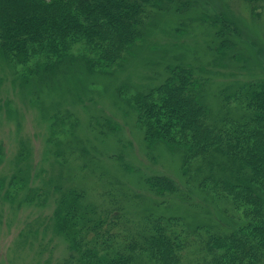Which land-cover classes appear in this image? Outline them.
Instances as JSON below:
<instances>
[{"label":"trees","instance_id":"trees-1","mask_svg":"<svg viewBox=\"0 0 264 264\" xmlns=\"http://www.w3.org/2000/svg\"><path fill=\"white\" fill-rule=\"evenodd\" d=\"M242 1L255 11L263 0ZM201 2L0 0V59L41 81L60 65L113 75L137 57L157 21L173 18L178 37L188 34L187 26L204 28L211 38L207 54L220 66L240 37L238 25ZM161 68L163 77L147 76L141 87L125 85L117 95L148 151L178 160L182 186L171 176L148 174L139 178L148 195L107 186L88 197L68 189L54 213L67 242L60 264H264V80L223 88L215 110L206 68L184 56ZM70 117L58 112L55 126L69 122L74 129ZM213 205L219 220L210 215Z\"/></svg>","mask_w":264,"mask_h":264},{"label":"rangeland","instance_id":"rangeland-1","mask_svg":"<svg viewBox=\"0 0 264 264\" xmlns=\"http://www.w3.org/2000/svg\"><path fill=\"white\" fill-rule=\"evenodd\" d=\"M200 1L207 12H224L238 25L240 37L220 66L207 54L211 38L204 28L187 26L188 34L178 37L173 28L178 21L171 16L153 25L137 57L113 75L91 76L60 65L41 81L0 59V264L63 261L67 242L56 229L54 213L68 189H83L88 197L110 186L148 195L139 182L148 174L171 176L182 186L178 160L162 150L159 160L148 151L134 115L118 98L121 87L135 90L147 76L163 77L161 66L180 56L208 70L206 93L215 110L221 107L223 88L264 80V0L255 11L242 0ZM148 81L149 86L156 83ZM58 112L73 114L75 128L69 122L65 129L55 126ZM209 211L219 220L217 206Z\"/></svg>","mask_w":264,"mask_h":264}]
</instances>
